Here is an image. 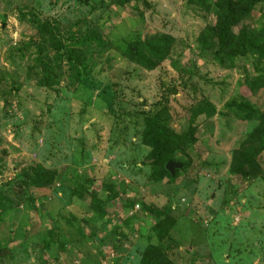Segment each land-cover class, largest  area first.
<instances>
[{
	"label": "rangeland",
	"instance_id": "rangeland-1",
	"mask_svg": "<svg viewBox=\"0 0 264 264\" xmlns=\"http://www.w3.org/2000/svg\"><path fill=\"white\" fill-rule=\"evenodd\" d=\"M217 1L0 0V264H264V1L235 56Z\"/></svg>",
	"mask_w": 264,
	"mask_h": 264
},
{
	"label": "trees",
	"instance_id": "trees-1",
	"mask_svg": "<svg viewBox=\"0 0 264 264\" xmlns=\"http://www.w3.org/2000/svg\"><path fill=\"white\" fill-rule=\"evenodd\" d=\"M262 1L264 0H218L216 2V24L206 28L205 36L216 40L219 45V50L223 54L226 53L235 56L238 54L242 55L261 51L262 48L258 44L259 36L257 34L246 32L236 34L234 30L247 19L253 8ZM170 44L171 42L168 38L157 40L149 45L148 51L151 52L156 59L163 61L168 55ZM253 134V139L259 140L264 136V130L260 126ZM162 155V151L159 150L156 154L157 163H159L164 172L169 174L171 179H175L177 173L181 171H177L176 176L173 178L166 169L170 161L168 159H163ZM252 162L254 163V160H252ZM183 166L185 169L184 164ZM12 253L13 252H11V254ZM2 257H4V254L0 252V258ZM142 264H170V261L166 259L165 254L160 248L150 246L143 255Z\"/></svg>",
	"mask_w": 264,
	"mask_h": 264
},
{
	"label": "water",
	"instance_id": "water-1",
	"mask_svg": "<svg viewBox=\"0 0 264 264\" xmlns=\"http://www.w3.org/2000/svg\"><path fill=\"white\" fill-rule=\"evenodd\" d=\"M166 169L169 171L171 176L174 178L176 176L177 171H182L184 169V166L181 162H168Z\"/></svg>",
	"mask_w": 264,
	"mask_h": 264
}]
</instances>
